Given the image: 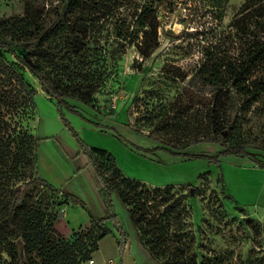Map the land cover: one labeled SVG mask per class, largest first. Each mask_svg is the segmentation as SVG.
Returning <instances> with one entry per match:
<instances>
[{
  "label": "rangeland",
  "instance_id": "374dc122",
  "mask_svg": "<svg viewBox=\"0 0 264 264\" xmlns=\"http://www.w3.org/2000/svg\"><path fill=\"white\" fill-rule=\"evenodd\" d=\"M224 1L221 27L226 29L247 0ZM21 12L20 0H0V20ZM189 12L181 6L169 19H162L161 46L149 60H142L130 48L119 61L106 63L114 67V72L100 81L90 106L69 100L87 120L67 110L64 114L84 147L104 153V170L126 201L118 191L113 193L116 213L139 264H164V260L155 258L141 243L144 233L139 227L144 222H137L140 214L134 212L135 205H145L148 213L144 221L162 218L168 209L175 212L170 217L179 216L184 230L171 226L166 232L169 239L185 234L192 253L204 264H264V166L259 165L264 162V102L236 112L239 120L225 140L226 147L246 144L252 157L224 156L220 153L226 147L193 144L213 131L206 121L209 108L204 102L211 101L216 89L192 76L174 83L167 74L178 67L189 69L197 61L188 54V42L183 39L185 32L194 31L192 27L199 22L198 17L191 21ZM0 53L38 92L32 103L18 110L9 108L4 100L0 103V149L10 145L14 150L22 142L24 151L23 165L15 169L16 173H11L10 158L3 166L2 171L9 177L3 195L10 201L14 187L26 184L35 173V135L63 142L71 153H80V161L86 156L62 121L56 100L40 92L38 80L18 60L17 54L25 55L23 49L0 47ZM186 85L198 94L194 104L188 97L179 96ZM11 90L10 81L0 77L3 97ZM200 96L207 101L196 104ZM152 132L154 138L150 136ZM40 142L39 139L38 151ZM190 155L199 158L188 159ZM66 201L44 186L27 190L28 210L43 214L52 237L71 240L74 234L63 219ZM5 204L0 205V219L6 213ZM149 239L148 235L144 237L146 243ZM13 243L17 249L15 259L0 243V264H29L32 260L40 263L35 254L24 256L22 238Z\"/></svg>",
  "mask_w": 264,
  "mask_h": 264
},
{
  "label": "trees",
  "instance_id": "16d2710c",
  "mask_svg": "<svg viewBox=\"0 0 264 264\" xmlns=\"http://www.w3.org/2000/svg\"><path fill=\"white\" fill-rule=\"evenodd\" d=\"M20 1L21 13L0 20V47L23 49L25 55L17 54L18 60L38 80L43 93L56 100L62 121L82 145L102 185L109 215L103 219L91 216L90 224L73 231L71 240L52 237L44 225L43 214L29 211L27 205V190L31 188L44 186L60 194L38 173L39 140L34 136L35 173L26 184L14 187L10 201H6L3 195L5 182L9 178L2 171L3 166L10 158L13 162L11 173H16L15 169L23 165L24 151L22 142L14 150L10 145H7V149H0V205L6 203L5 216L0 219V243L13 254V259L17 255L13 241L22 238L24 256L35 254L39 264H83L92 259L99 242L112 233L106 225L110 221L118 234L122 258L130 246V239L120 224L113 202V193L118 191L123 199L122 192L104 170L101 159L104 153L84 147L66 119L65 110L87 120L69 100L90 106L93 95L101 86L100 81L114 72V67L106 63L119 61L130 48H134L142 60L152 58L161 46L159 31L163 27L162 19H169L182 6L190 11L188 16L191 21L198 17V25L192 27L195 30H187L183 35L184 41L188 42V54L197 57V61L189 69L178 67L173 72L167 71V74L174 83L184 82L192 76L216 89L211 101L204 102L209 108L206 121L213 131L202 139H195L193 144L207 143L225 148L227 134L234 131L235 123L239 120L235 113L248 111L264 102V0H247L226 29L221 27L224 0ZM0 77L12 84V90L5 93V98L0 92V103L4 100L9 108L18 110L32 103L38 95L37 90L1 53ZM182 95L188 97L192 104L198 98L189 85L183 87L179 96ZM199 98L196 104L207 101L203 96ZM154 134L152 132L150 136L154 138ZM220 154L252 157L244 143L226 147ZM195 158L199 157L188 156V159ZM213 161L216 163L218 159ZM259 165L264 166V162ZM72 200L75 204H82L76 197H72ZM133 210L140 214L137 222H144L139 227L140 232L144 233L141 243L155 258L163 259L164 264H204L196 253H192L191 243L186 240L185 234H179L176 240L169 239L166 232L170 231L171 226L176 225L177 229L184 230L179 216L170 217L175 212L168 209V214L162 218L144 221L148 213L145 205H135ZM147 235L151 239L146 243L144 237ZM29 264L38 262L32 260Z\"/></svg>",
  "mask_w": 264,
  "mask_h": 264
},
{
  "label": "crops",
  "instance_id": "0c3cea01",
  "mask_svg": "<svg viewBox=\"0 0 264 264\" xmlns=\"http://www.w3.org/2000/svg\"><path fill=\"white\" fill-rule=\"evenodd\" d=\"M40 92L43 93L42 90ZM36 138L41 140V149L38 151V173L67 199L63 219L68 230L73 232L88 226L91 216L97 219L106 218L109 213L105 199L101 197L102 185L87 157H83L84 159L80 161L79 152L71 153L63 142L60 144L51 141L52 137L36 136ZM72 197L81 200L82 204H75ZM106 225L112 233L99 242L98 250L92 255L93 264H108L111 260L116 264H139L132 256L131 242L122 258L120 257L118 234L110 221Z\"/></svg>",
  "mask_w": 264,
  "mask_h": 264
},
{
  "label": "built area",
  "instance_id": "2783aa9c",
  "mask_svg": "<svg viewBox=\"0 0 264 264\" xmlns=\"http://www.w3.org/2000/svg\"><path fill=\"white\" fill-rule=\"evenodd\" d=\"M88 262L90 264H93L94 263L93 259L89 260ZM108 264H116V263L113 260H111Z\"/></svg>",
  "mask_w": 264,
  "mask_h": 264
},
{
  "label": "water",
  "instance_id": "95a60500",
  "mask_svg": "<svg viewBox=\"0 0 264 264\" xmlns=\"http://www.w3.org/2000/svg\"><path fill=\"white\" fill-rule=\"evenodd\" d=\"M191 193L193 194L194 193V190H192Z\"/></svg>",
  "mask_w": 264,
  "mask_h": 264
}]
</instances>
